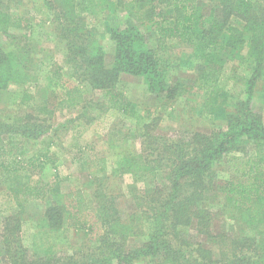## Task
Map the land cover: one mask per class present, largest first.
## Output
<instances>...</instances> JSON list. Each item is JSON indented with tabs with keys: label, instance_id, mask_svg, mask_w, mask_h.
Segmentation results:
<instances>
[{
	"label": "trees",
	"instance_id": "trees-1",
	"mask_svg": "<svg viewBox=\"0 0 264 264\" xmlns=\"http://www.w3.org/2000/svg\"><path fill=\"white\" fill-rule=\"evenodd\" d=\"M12 4L20 8L26 0H0V90L19 86L25 104L38 60L31 56V43L19 44L26 35L16 42L10 33L16 22H29L12 12ZM42 8L50 12L39 10L66 52L64 65L51 62L54 75L67 70L83 84L47 87L60 96L58 106L79 109V120H94L87 116L88 105L78 108L87 91L103 92L101 111L138 113L117 87L123 74L142 77L166 107L178 101L186 85L172 81L173 61L166 54L185 45L190 48L185 63L197 73L190 88L203 100L200 114L223 116L224 124L171 139L153 133L152 114L138 115L145 130L141 149L113 151L110 171L105 161H89L96 175L88 197L83 190H63L60 175L52 182L39 177L47 164L56 168L55 153L48 149L27 157L22 149L24 139H39L53 128L40 117L50 113L47 95L39 105L31 97L33 113L0 114V168L7 185L16 188L18 208L0 223V264H264V116L254 105L264 86V0H43ZM84 15L103 22L114 45L111 62L105 32L86 23ZM1 36L14 40L9 48ZM239 81V93L225 83ZM68 123L58 128L67 129ZM224 162L228 175L217 178L214 168ZM216 199L232 223L220 233L211 231L208 207ZM32 202L44 208L31 252L22 234ZM95 227L99 231L92 234ZM70 229L89 238L76 254L59 250Z\"/></svg>",
	"mask_w": 264,
	"mask_h": 264
},
{
	"label": "rangeland",
	"instance_id": "rangeland-1",
	"mask_svg": "<svg viewBox=\"0 0 264 264\" xmlns=\"http://www.w3.org/2000/svg\"><path fill=\"white\" fill-rule=\"evenodd\" d=\"M51 1L53 2L54 0ZM42 6L43 0H26V4L20 8L12 4V12L18 17L28 18L29 22L24 20L20 25L19 22H16L18 27L16 25L12 26L10 33L17 36L16 42H19L20 35H26V37H20L19 44H32L31 56L38 60V65L32 69L33 74L36 76V81L31 84L33 87L27 92L29 98L25 104L21 103L23 89L19 88V86L10 85L9 88L0 90V114L5 118L11 116L18 117L19 115H24L26 112L28 114L33 113L34 111L30 107L33 105L31 97H36L34 102L36 105H39L44 100L45 95L51 99L50 113L47 112L40 116L44 119L43 125L53 127L48 134L36 140H23L20 136L16 137L24 141L22 149L25 151L27 157L35 153L39 156L48 149L50 155L52 153L56 154V168L49 164L50 166L46 167L39 174L43 182H52L55 180L56 175H60L59 178L61 179L60 183L63 190H83L90 197V193L94 188L90 184V181L94 179L96 169H89V161H94L95 159L100 160V162L105 161L107 170L110 171L116 162V157L112 154L113 151L115 153H126L130 149H141L142 141L145 140L141 134L145 130L139 125V121L137 120L138 115L146 116L148 113L152 114L153 118H155L152 121L156 123L153 133L171 139L190 134L196 130L209 132L212 128L224 124L223 116L213 118L200 114L203 100L199 93H196L195 90L192 91L190 88L196 79L197 73L191 70L185 63L188 58L187 53L190 52V48L185 45L171 47L166 54L173 61L172 81L183 82L186 85V92H183L184 96H181L178 101L166 107L162 105L161 98L154 97L155 95H151L147 91L142 77L123 74L117 87L136 104L135 108L138 113L130 116L115 110L101 111L98 104L100 105L103 99V92L87 91L78 108L81 109L82 105H88L86 108L87 116L94 117V120L89 123H86L85 118L79 120V113L77 112L79 109H66L58 106L60 96L54 97L55 94H52L51 90H48L47 87L50 83L55 82L60 86L65 84L69 87H83V84L80 82L81 78H77L78 80H76V78L71 77L67 70L60 71L59 74L54 75L55 69L51 67V62L56 61L58 64L64 65L66 52L64 45L55 37V29H53L52 23L39 11L42 10L46 14L50 13L47 9H43ZM84 17L86 23L96 25L105 32L103 44L107 51V62H111L114 45L105 30L103 22L95 20L92 15H84ZM118 22L117 19L114 21V23ZM13 41L12 37L1 36V42L5 48H9L10 43H13ZM171 44L176 45V42L172 41ZM39 61H43L41 66ZM239 73L244 75L245 70ZM225 83L237 93L241 91L243 86V82L241 81L234 82V85L232 82ZM262 88L263 90L258 89L256 91L254 105L264 116V86ZM44 89L48 91L46 92ZM189 99L193 102L189 103ZM191 106L195 107L193 111H190ZM65 121H69L67 129L58 128L59 123ZM57 128L58 130H56ZM93 163L95 167L97 162ZM227 170L228 166L225 162L217 164L214 168L217 178L227 177ZM111 175L113 176V184H118L117 177H114V174ZM5 177L4 171L0 168V223L4 217L12 215L13 211L18 209L17 198L14 193L16 188L11 190L4 180ZM125 179L127 182L132 180L129 176ZM213 195L214 193H212ZM124 201L127 203L128 199L124 198ZM209 205H211L208 206L211 209L209 211L211 231H215L216 233L227 231L232 223L224 215L222 203L216 199L214 203ZM43 208L37 202L28 203L25 208L26 221L22 237L26 247L31 252L37 234H34L37 231L34 226L37 225ZM97 231L99 230L95 227L92 234L97 233ZM62 236L63 239H68L65 245L59 246L61 247L59 249L60 252L64 254L79 253L88 244L89 238L85 235L84 231L70 229L66 232V235ZM136 264L145 263L140 262Z\"/></svg>",
	"mask_w": 264,
	"mask_h": 264
},
{
	"label": "crops",
	"instance_id": "crops-1",
	"mask_svg": "<svg viewBox=\"0 0 264 264\" xmlns=\"http://www.w3.org/2000/svg\"><path fill=\"white\" fill-rule=\"evenodd\" d=\"M49 166H50V165H49V164H47V166H46V167H49ZM46 167H45V168H46Z\"/></svg>",
	"mask_w": 264,
	"mask_h": 264
}]
</instances>
